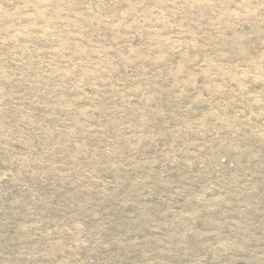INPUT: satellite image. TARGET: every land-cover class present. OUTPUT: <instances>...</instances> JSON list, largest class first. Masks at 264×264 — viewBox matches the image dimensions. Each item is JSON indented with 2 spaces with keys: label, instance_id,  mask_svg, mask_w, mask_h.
Instances as JSON below:
<instances>
[{
  "label": "rangeland",
  "instance_id": "1",
  "mask_svg": "<svg viewBox=\"0 0 264 264\" xmlns=\"http://www.w3.org/2000/svg\"><path fill=\"white\" fill-rule=\"evenodd\" d=\"M0 264H264V0H0Z\"/></svg>",
  "mask_w": 264,
  "mask_h": 264
}]
</instances>
